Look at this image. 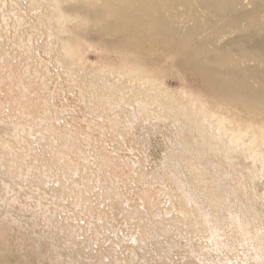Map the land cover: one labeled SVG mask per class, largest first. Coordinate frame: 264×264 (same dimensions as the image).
Returning a JSON list of instances; mask_svg holds the SVG:
<instances>
[{"label": "rangeland", "instance_id": "obj_1", "mask_svg": "<svg viewBox=\"0 0 264 264\" xmlns=\"http://www.w3.org/2000/svg\"><path fill=\"white\" fill-rule=\"evenodd\" d=\"M92 9L0 0V264H264V117Z\"/></svg>", "mask_w": 264, "mask_h": 264}, {"label": "bare ground", "instance_id": "obj_2", "mask_svg": "<svg viewBox=\"0 0 264 264\" xmlns=\"http://www.w3.org/2000/svg\"><path fill=\"white\" fill-rule=\"evenodd\" d=\"M76 1L77 8L93 7L86 21L102 33L113 25H121L126 31L134 24L146 28V37L163 36L161 42L181 57L189 77L209 87L215 95L242 106L246 116L264 117V21L257 18L256 7L245 13L234 0ZM98 1L100 5H96ZM195 2L214 15L216 22L199 18ZM189 20L194 22L192 26L187 24ZM247 30L245 38L251 45L245 48L238 34ZM227 31L237 35L221 44L217 40ZM203 32L209 35L199 38ZM135 35L140 38L142 34Z\"/></svg>", "mask_w": 264, "mask_h": 264}]
</instances>
